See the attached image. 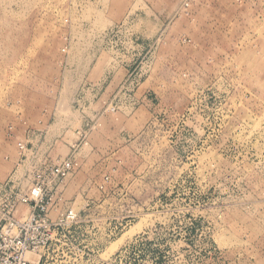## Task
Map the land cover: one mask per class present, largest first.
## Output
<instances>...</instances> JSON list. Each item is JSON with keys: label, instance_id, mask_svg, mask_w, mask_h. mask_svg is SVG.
Masks as SVG:
<instances>
[{"label": "rangeland", "instance_id": "1", "mask_svg": "<svg viewBox=\"0 0 264 264\" xmlns=\"http://www.w3.org/2000/svg\"><path fill=\"white\" fill-rule=\"evenodd\" d=\"M183 2L0 0V226L77 162L32 264H264V0Z\"/></svg>", "mask_w": 264, "mask_h": 264}, {"label": "built area", "instance_id": "2", "mask_svg": "<svg viewBox=\"0 0 264 264\" xmlns=\"http://www.w3.org/2000/svg\"><path fill=\"white\" fill-rule=\"evenodd\" d=\"M189 4L190 0H184L183 8L187 9ZM133 81L132 78L129 84ZM109 110L113 112L115 107L111 106ZM17 147L20 154L27 150L26 142L21 140ZM76 165L75 158L70 156L54 162L44 161L32 172L29 188L15 197L18 203L28 206V215L21 219L8 218L0 226V264H32L27 254L46 246L53 232L51 227L77 221V213L68 206L59 212L56 222L49 218L50 211L62 201V188Z\"/></svg>", "mask_w": 264, "mask_h": 264}, {"label": "crops", "instance_id": "3", "mask_svg": "<svg viewBox=\"0 0 264 264\" xmlns=\"http://www.w3.org/2000/svg\"><path fill=\"white\" fill-rule=\"evenodd\" d=\"M100 85V86H99ZM94 87H98V88H102L103 87V85H101V84H96V86H94V85H92L90 82H88V86H87V92L90 90V89H94Z\"/></svg>", "mask_w": 264, "mask_h": 264}]
</instances>
